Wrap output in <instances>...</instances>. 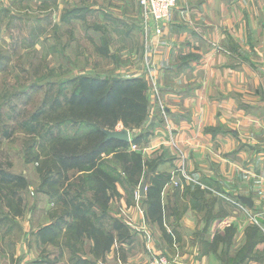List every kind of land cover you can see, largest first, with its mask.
<instances>
[{"label":"crops","instance_id":"crops-1","mask_svg":"<svg viewBox=\"0 0 264 264\" xmlns=\"http://www.w3.org/2000/svg\"><path fill=\"white\" fill-rule=\"evenodd\" d=\"M132 1L136 12L138 0H124ZM115 22L105 24L116 33L108 54L129 59L126 74L141 77L147 90L156 83L140 145L144 158L156 159L155 173L168 176L162 227L121 202L133 221L126 259L165 251L178 253L174 264H264V0H176L157 35L151 25L133 35ZM243 209L259 219L262 239L255 258L239 261L254 227ZM27 229L12 243L14 264H35Z\"/></svg>","mask_w":264,"mask_h":264},{"label":"rangeland","instance_id":"rangeland-1","mask_svg":"<svg viewBox=\"0 0 264 264\" xmlns=\"http://www.w3.org/2000/svg\"><path fill=\"white\" fill-rule=\"evenodd\" d=\"M96 5L101 8L98 12L94 9ZM133 6V1L125 3L124 0H0V168L15 175H23L27 181L23 189L0 182V259L10 258L9 263L14 264L12 243L22 232V225L26 224L29 229L25 234L32 235L36 240L35 264H74L78 258L91 261L87 264H148L155 256L165 258L169 264L176 263L178 253L169 254L165 251L153 254L139 263L128 262L125 248L132 239L129 243H116L104 259H94L89 238H71L67 245L64 244L62 240L67 234L65 228L53 244L42 243L37 236L41 226L59 215L61 205L57 198L49 196L38 187L40 178L37 167L52 142L51 137L45 133L49 124L41 117L40 127L32 131L26 122L44 100L61 98L63 93H70L77 76L139 77L126 74L129 59L126 61L121 56L108 54L107 46L111 41L107 39L115 32L110 33L111 30L105 24L115 19V26L121 28L126 24L125 28H129V33L133 35L146 31L148 25H151L157 35L161 34L162 26L168 18L158 24L160 32L157 33L151 19L144 16L139 0L136 12ZM146 41L149 42L147 36ZM155 84L152 82L148 90L146 88L147 98V93L151 95L156 92ZM149 104L148 98L144 123L127 128L130 132L127 146L103 156V167L115 177V186L110 191L112 195L107 208L97 210L91 207L87 214L104 229H109L112 218H118L129 226L133 224L132 217L120 209L123 201L127 206H135L139 214H145L142 208L145 200L142 203L141 198L145 197L153 183L156 159L144 158L146 148L133 142L132 138L141 134L143 139L147 134L145 126ZM123 128L117 126L114 130ZM81 130L85 128L63 125L52 129V132L72 136ZM137 153L142 159L134 164ZM184 176L192 184L203 187L197 179L187 174ZM67 177L66 184L69 187L61 188L59 193L69 192V195L76 198V202L84 203L80 211H86L92 190L84 172L72 169L68 171ZM143 183L145 194L142 196L139 194V186ZM11 190L15 191L14 195L10 193ZM184 208L182 204V210ZM18 210L21 211L20 215L15 214ZM112 212L117 214L113 215ZM242 214L254 226L261 228L255 214L247 209H243Z\"/></svg>","mask_w":264,"mask_h":264},{"label":"trees","instance_id":"trees-1","mask_svg":"<svg viewBox=\"0 0 264 264\" xmlns=\"http://www.w3.org/2000/svg\"><path fill=\"white\" fill-rule=\"evenodd\" d=\"M148 106L146 84L141 77L109 78L92 75H80L75 78V86L70 93H63L60 97L44 100L40 108L29 117V130L37 131L40 118L43 117L49 128L45 130L51 137V144L45 157L39 161L37 171L40 182L38 187L49 196L57 198L61 205V212L50 223L41 226L37 236L42 243H55L59 233L66 230L65 245L71 238L75 240L84 237L92 241L91 253L94 259H104L116 243H129L133 232L129 225L118 218H112L109 229L96 224L87 214L93 207L97 210L106 209L110 199V191L114 189L116 179L103 167V156L118 148H125L127 142L107 138L104 130H114L117 126L134 128L144 123ZM46 107V109H45ZM63 125L84 127L78 134L62 136L54 134L52 129ZM141 134L132 138L140 143ZM129 153V152H128ZM39 155L36 156L38 160ZM140 154H135L134 164L141 160ZM75 169L84 172L86 181L92 190L86 211L81 212L83 202H76L69 192H60L68 186V171ZM155 170V168H154ZM167 175L156 174L149 186L144 203L145 216L158 226L163 225V206L161 191L167 180ZM0 182L10 184L11 187L23 189L27 181L23 175H15L0 168ZM69 187V186H68ZM12 195L15 194L11 190ZM84 208V207H83ZM71 209V211H70ZM16 215H20L18 210ZM259 229L254 226L246 231V243L238 253V260L255 258L253 249L262 239L258 236ZM230 234H228L229 236ZM91 261L78 258L74 264H87Z\"/></svg>","mask_w":264,"mask_h":264},{"label":"built area","instance_id":"built-area-1","mask_svg":"<svg viewBox=\"0 0 264 264\" xmlns=\"http://www.w3.org/2000/svg\"><path fill=\"white\" fill-rule=\"evenodd\" d=\"M139 2L142 6L144 16L151 19L156 32L159 33L160 29L158 24L169 17L176 0H139ZM148 264H169V262L163 257L155 256Z\"/></svg>","mask_w":264,"mask_h":264},{"label":"water","instance_id":"water-1","mask_svg":"<svg viewBox=\"0 0 264 264\" xmlns=\"http://www.w3.org/2000/svg\"><path fill=\"white\" fill-rule=\"evenodd\" d=\"M104 133L106 134L107 138H115V139H119L125 142L130 141V132L127 128H123L121 130H106L105 129ZM139 194L142 196L145 194V183L139 186ZM241 201L245 203L247 206H251L250 198L241 197Z\"/></svg>","mask_w":264,"mask_h":264}]
</instances>
